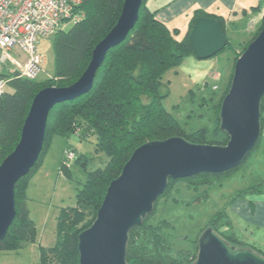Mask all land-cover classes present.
Listing matches in <instances>:
<instances>
[{"label": "trees", "instance_id": "obj_1", "mask_svg": "<svg viewBox=\"0 0 264 264\" xmlns=\"http://www.w3.org/2000/svg\"><path fill=\"white\" fill-rule=\"evenodd\" d=\"M123 1L82 0L78 7L82 15L80 21L52 36V78L46 81L13 77L9 80L8 88L11 92L6 91L0 96V163L18 143L34 96L46 87L69 86L82 75L91 59L92 50L117 22ZM145 1L142 2L135 26L125 40L107 51L104 61L96 71L92 88L73 100L56 104L50 110L38 160L28 174L15 184L16 214L6 235L0 240V251H18L34 239V223L25 207V189L31 172L41 162L43 153L55 136L67 138L75 134L82 140L93 137L95 150L103 151L107 161L103 168L87 173L85 183L77 188L75 206L60 209L56 219L55 245L49 249H41L38 264H79L78 235L95 220L109 183L120 174L132 152L142 144L180 137L198 145H226L228 137L219 129L217 109L229 89L233 68L227 86L214 106L216 127L212 138H209L206 129L186 132L160 102L166 96L162 82L164 73L178 66L187 56L193 55L189 34L195 21L200 17L213 18L225 35V20L220 16L194 10L187 32L182 38H178V29H170L158 20L156 12L149 10ZM255 9L260 10V7H254ZM263 28L264 16L250 41ZM249 42L245 43L238 55ZM236 60L237 57L234 61ZM262 101L261 129L264 127ZM259 142L260 137L252 151L259 146ZM67 147L66 145L65 149ZM62 160L63 158L59 171L64 173L66 167ZM234 169L236 168L220 174L200 173L191 176L186 179L187 186L195 189L205 187L207 190L215 180L229 176ZM173 181L177 180L170 179L161 196L169 191ZM263 191L264 181L238 191L231 201L233 203L246 195ZM205 197L203 193L195 197L194 201H203ZM153 211L140 226L128 233L125 263L192 264L198 252L196 239L202 234V230L191 240L190 249L174 247L168 234L171 224L166 220L150 223L149 218ZM207 228L223 239L230 248L249 249L264 258L263 250L236 237L226 210L216 212L203 230Z\"/></svg>", "mask_w": 264, "mask_h": 264}, {"label": "water", "instance_id": "obj_2", "mask_svg": "<svg viewBox=\"0 0 264 264\" xmlns=\"http://www.w3.org/2000/svg\"><path fill=\"white\" fill-rule=\"evenodd\" d=\"M142 2L123 1L117 22L96 44L86 69L74 83L46 87L34 96L18 143L0 163V240L16 214L15 184L33 168L42 151L50 110L92 88L107 51L123 42L135 26ZM189 42L195 58L205 60L226 47L227 37L215 19L200 17L191 28ZM263 97L264 28L235 62L229 90L221 102L219 129L228 137L226 145H198L171 137L136 148L109 183L95 220L78 235L79 264H126L128 233L153 211L170 179L219 174L238 167L259 140ZM197 245L193 264H264V258L252 250L230 248L210 228L202 232Z\"/></svg>", "mask_w": 264, "mask_h": 264}, {"label": "rangeland", "instance_id": "obj_3", "mask_svg": "<svg viewBox=\"0 0 264 264\" xmlns=\"http://www.w3.org/2000/svg\"><path fill=\"white\" fill-rule=\"evenodd\" d=\"M244 14L241 15L240 12V15L227 19L229 21L224 27V32L229 44L223 50L205 60H198L194 55H189L178 66L167 70L162 77L166 96L160 101L161 105L186 132L206 129L209 138L213 137L216 127L214 106L227 86L229 75L237 61H234L235 57H240V50L257 32L250 26V20L259 15L260 11L248 7V17ZM184 21V18H178L174 23L178 24V38H182L186 33ZM71 24H66L65 29ZM168 27L174 28L170 25ZM51 39L52 36L39 40L38 51L44 60L39 80L47 81L52 78ZM7 92H11L8 87ZM262 102L264 103V98ZM217 110H220V107ZM66 145L74 151L75 159L63 173L59 170ZM106 161L105 153L95 150L93 137L83 140L75 134L67 138L53 137L42 155L41 162L31 172L25 189V207L34 223V239L18 251H0V264H38L41 249H49L55 245L56 219L60 209L75 206L77 188L85 183L87 173L103 168ZM188 178L173 181L169 191L156 201L153 214L149 218L150 223L168 221L171 224L168 230L170 241L174 247L183 249L191 248V240L195 239L201 230H206H203L204 226L216 212L226 210L229 218L231 217V200L238 191L248 188L252 182L264 181V157L255 149L229 176L215 180L207 190L205 187L195 189L187 186ZM203 193L206 195L205 200L195 202V197ZM230 221L236 225V228L232 225L236 237L252 245L250 242L254 238L251 236L253 230L248 229L244 223H241V228L235 218L231 217Z\"/></svg>", "mask_w": 264, "mask_h": 264}, {"label": "built area", "instance_id": "obj_4", "mask_svg": "<svg viewBox=\"0 0 264 264\" xmlns=\"http://www.w3.org/2000/svg\"><path fill=\"white\" fill-rule=\"evenodd\" d=\"M82 0H0V96L13 77L36 80L43 72L39 40L80 21ZM71 24V25H72ZM75 159L67 147L63 165Z\"/></svg>", "mask_w": 264, "mask_h": 264}, {"label": "crops", "instance_id": "obj_5", "mask_svg": "<svg viewBox=\"0 0 264 264\" xmlns=\"http://www.w3.org/2000/svg\"><path fill=\"white\" fill-rule=\"evenodd\" d=\"M257 3V4H255ZM146 7L156 12V18L166 25L174 28L178 27V18L186 21L185 29L189 27L190 19L194 10H201L206 14L220 16L225 20V26L230 16H237L243 13L248 17L247 8L260 7V14L253 16L250 26L256 31L258 30L262 18L264 16V0H147ZM224 26V27H225ZM262 113L264 115V103L262 102ZM264 127L261 129L259 146L256 151L264 157ZM261 182H252L248 187L259 184ZM232 218L241 223L246 224L247 228L252 229L251 244L264 251V193L247 195L243 199H237L232 203ZM230 217V219H231ZM234 221V220H233ZM232 222V221H231ZM236 228V225L232 222Z\"/></svg>", "mask_w": 264, "mask_h": 264}]
</instances>
